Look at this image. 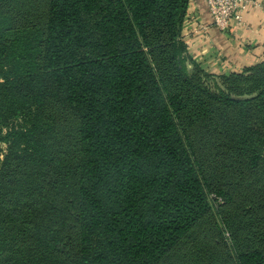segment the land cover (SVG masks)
<instances>
[{"label": "trees", "instance_id": "obj_1", "mask_svg": "<svg viewBox=\"0 0 264 264\" xmlns=\"http://www.w3.org/2000/svg\"><path fill=\"white\" fill-rule=\"evenodd\" d=\"M189 7L0 0V225L43 227L47 264H264V61L206 72ZM33 112L61 143L1 125Z\"/></svg>", "mask_w": 264, "mask_h": 264}, {"label": "crops", "instance_id": "obj_2", "mask_svg": "<svg viewBox=\"0 0 264 264\" xmlns=\"http://www.w3.org/2000/svg\"><path fill=\"white\" fill-rule=\"evenodd\" d=\"M252 1L245 25L226 34L213 25L205 0H190L183 40L206 72L238 73L264 61V0Z\"/></svg>", "mask_w": 264, "mask_h": 264}, {"label": "rangeland", "instance_id": "obj_3", "mask_svg": "<svg viewBox=\"0 0 264 264\" xmlns=\"http://www.w3.org/2000/svg\"><path fill=\"white\" fill-rule=\"evenodd\" d=\"M222 32V31H221ZM226 33L227 32H222ZM193 58V57H192ZM194 59V58H193ZM195 60V59H194ZM239 73V72H238ZM231 74V73H230ZM217 75V74H214ZM229 75V74H226ZM252 85L245 84L240 86V91L247 93L251 89ZM33 112L30 115H26V121L24 119L22 121L8 120L1 122L2 127H5V132H7V128H12L13 125L16 127H20L25 125L24 123H28V126H35V134L42 141L44 140L47 145L59 144L62 141V137L65 133L64 128L60 127V125L56 124V122L50 119H42V117ZM37 138V137H36ZM59 146H62L61 144ZM11 148V146H10ZM10 148L8 144H1L0 149V159L4 161L5 156L9 154ZM19 147L17 145H12V154L17 155L19 152ZM258 152L264 157V146H258ZM1 189H5L4 184L1 185ZM216 214V212H215ZM214 217V215H213ZM218 219L220 221V217L215 215L214 220ZM26 230V237L29 238V242L20 248L14 246L12 242V238L17 235V232L22 229ZM0 234L2 238L0 239V264L6 261V264H22V259H27L31 261L30 264H47L50 263L51 258L46 256V247L47 241L50 239L48 233L43 227L36 224L34 220H16L14 222H9L8 224L0 225ZM9 261V263H8Z\"/></svg>", "mask_w": 264, "mask_h": 264}, {"label": "built area", "instance_id": "obj_4", "mask_svg": "<svg viewBox=\"0 0 264 264\" xmlns=\"http://www.w3.org/2000/svg\"><path fill=\"white\" fill-rule=\"evenodd\" d=\"M213 25L222 32L239 30L245 25V14L252 0H205Z\"/></svg>", "mask_w": 264, "mask_h": 264}]
</instances>
